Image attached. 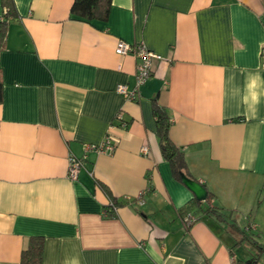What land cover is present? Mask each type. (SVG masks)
I'll use <instances>...</instances> for the list:
<instances>
[{
  "label": "crops",
  "instance_id": "crops-1",
  "mask_svg": "<svg viewBox=\"0 0 264 264\" xmlns=\"http://www.w3.org/2000/svg\"><path fill=\"white\" fill-rule=\"evenodd\" d=\"M73 1L12 0L2 29L0 264H20L32 236L42 264H244L238 229L253 223L264 244V0H111L92 20L72 17ZM119 40L161 57L139 86ZM154 99L224 220L194 207L185 227L196 197L161 154ZM108 134L113 152L86 149ZM140 194L106 216L110 198Z\"/></svg>",
  "mask_w": 264,
  "mask_h": 264
},
{
  "label": "trees",
  "instance_id": "trees-1",
  "mask_svg": "<svg viewBox=\"0 0 264 264\" xmlns=\"http://www.w3.org/2000/svg\"><path fill=\"white\" fill-rule=\"evenodd\" d=\"M2 4V7L4 6L6 10L3 13V19H0V47L2 43V29L4 28V24L7 23L9 17L14 15L15 12L12 0H4ZM110 4L111 0H74L70 9V14L74 18L84 20L105 19L108 14V8ZM1 99L2 87L0 83V101ZM152 104L153 114L156 119V134L158 137L160 151L163 158L170 164L172 176L180 182H184V179L194 180L188 170V165L184 156L183 149L176 146L170 139L168 133L170 121L165 109L162 106L158 105L155 99L153 100ZM143 196L144 194H140V197L143 198ZM211 198V194H207L206 199L203 201L193 198V200L190 201L185 206V208H183V211H180V214L186 213L184 215L185 218L183 219L186 228L190 227L197 220V218L191 215V212H188L189 209L194 207H199V209L203 210L204 212L212 214L218 220H224V214H221L216 206L210 204ZM134 200H137V198L127 201H119L116 198H110L106 207V216H116L115 213L117 207L125 203L133 202ZM233 226L236 227L234 224ZM237 233H239V237H235V245H249L251 251L250 256L245 259L243 263L256 264L261 257H264V244L262 242H259L258 240H255L252 237L253 234H250L249 236L246 229H238ZM43 246L44 239L42 237H30L27 248L22 252L20 264H42Z\"/></svg>",
  "mask_w": 264,
  "mask_h": 264
},
{
  "label": "built area",
  "instance_id": "built-area-1",
  "mask_svg": "<svg viewBox=\"0 0 264 264\" xmlns=\"http://www.w3.org/2000/svg\"><path fill=\"white\" fill-rule=\"evenodd\" d=\"M0 19H2L1 16ZM115 53L120 56L131 54L136 59H138L137 75H136L137 86L142 84L151 74L153 70V61L161 59L159 55L150 52L143 45H130L122 40H119L117 42L115 47ZM262 57H263V66H264V51L262 52ZM116 91L128 97L129 99L136 98V93L128 92L125 85H118ZM112 142H113L112 136L108 134L105 136L101 146L89 145L87 146L86 149L94 148L99 151L106 150L109 152H113L115 147L112 144ZM141 150L142 152H147V146L144 145L141 148ZM81 168H82L81 160L76 157H70L69 165H68V174H67L68 178L75 180ZM137 202L140 205L143 203V198L140 197V195L137 196ZM251 228H255V225L253 223L248 224V226L246 227V229H251Z\"/></svg>",
  "mask_w": 264,
  "mask_h": 264
},
{
  "label": "rangeland",
  "instance_id": "rangeland-1",
  "mask_svg": "<svg viewBox=\"0 0 264 264\" xmlns=\"http://www.w3.org/2000/svg\"><path fill=\"white\" fill-rule=\"evenodd\" d=\"M3 1L4 0H0V15L2 14L1 13V8H2V5H3L2 4ZM259 198H260L261 203H260L259 207L257 208L258 212H259V214H258L259 218L257 219V222L259 223V225L260 224L264 225V187H263V189L260 192ZM258 233L261 236V238L264 239V232H261L260 229H259ZM236 252L239 255V259L242 260V261L245 260L248 257L243 246H240V245L236 246Z\"/></svg>",
  "mask_w": 264,
  "mask_h": 264
},
{
  "label": "water",
  "instance_id": "water-1",
  "mask_svg": "<svg viewBox=\"0 0 264 264\" xmlns=\"http://www.w3.org/2000/svg\"><path fill=\"white\" fill-rule=\"evenodd\" d=\"M184 184L195 195L196 199L202 201L207 197L206 188L197 180L184 179Z\"/></svg>",
  "mask_w": 264,
  "mask_h": 264
}]
</instances>
